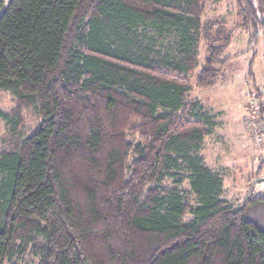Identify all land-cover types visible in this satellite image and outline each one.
I'll list each match as a JSON object with an SVG mask.
<instances>
[{
    "label": "trees",
    "instance_id": "16d2710c",
    "mask_svg": "<svg viewBox=\"0 0 264 264\" xmlns=\"http://www.w3.org/2000/svg\"><path fill=\"white\" fill-rule=\"evenodd\" d=\"M235 5L264 65V0ZM203 15V0H0V92L15 101L0 109V264H264V223L247 216L264 198L227 201L201 154L213 123L188 75L212 85L231 40ZM24 109L39 118L27 134Z\"/></svg>",
    "mask_w": 264,
    "mask_h": 264
},
{
    "label": "rangeland",
    "instance_id": "374dc122",
    "mask_svg": "<svg viewBox=\"0 0 264 264\" xmlns=\"http://www.w3.org/2000/svg\"><path fill=\"white\" fill-rule=\"evenodd\" d=\"M8 2L9 0H4V6ZM203 5L204 15L201 19L210 26V34L213 35L212 30L216 27L212 24L214 21L223 23L226 29L230 30L231 40L222 51L220 60L226 57L230 59L218 67L214 83L210 86L198 88L194 83L193 74L188 75L191 84L188 99H195L213 123L211 133L204 138L201 154L205 163L218 171L222 177V197L236 205L249 198H264V181L252 184L253 174L264 160V145L256 142L253 128L247 125L251 113V108L248 107L249 99L254 97L256 88L259 90L258 94L264 90L262 37L259 33L254 43L249 45L248 34L239 27L235 0H203ZM142 30L147 38L158 39V34L153 29ZM175 40L173 35L167 34L159 40V44L170 52L175 48ZM207 43L202 37L198 46V66L206 55ZM251 60L252 75H249L248 65ZM256 97L260 100V95ZM14 107L15 101L9 93L0 92V109L7 112ZM260 108L264 109V105ZM260 116L259 112L256 121L262 122ZM22 121L21 131L27 134L35 128L39 118L33 109H24ZM9 139L8 128L0 120V149L7 146ZM261 176H264V166L261 168ZM167 182L170 183L168 180ZM182 187L188 189L187 181ZM189 197L190 201H194L192 194H189ZM247 216L252 219L259 217L264 223V205H251ZM6 264H36V259L27 254L22 259Z\"/></svg>",
    "mask_w": 264,
    "mask_h": 264
},
{
    "label": "built area",
    "instance_id": "2783aa9c",
    "mask_svg": "<svg viewBox=\"0 0 264 264\" xmlns=\"http://www.w3.org/2000/svg\"><path fill=\"white\" fill-rule=\"evenodd\" d=\"M261 93V102L264 105V90L260 91ZM263 93V94H262ZM259 98L256 97V94L254 95V97H250L249 99V106L251 108V113H250V118L247 119V125H249L251 127V129L253 128L254 132H255V140L257 143H261L264 139V135H263V130L264 127L263 125L256 121L257 117H258V109H259Z\"/></svg>",
    "mask_w": 264,
    "mask_h": 264
},
{
    "label": "water",
    "instance_id": "95a60500",
    "mask_svg": "<svg viewBox=\"0 0 264 264\" xmlns=\"http://www.w3.org/2000/svg\"><path fill=\"white\" fill-rule=\"evenodd\" d=\"M263 181H264V176H261V177L255 178L252 183L255 184V183H259Z\"/></svg>",
    "mask_w": 264,
    "mask_h": 264
}]
</instances>
